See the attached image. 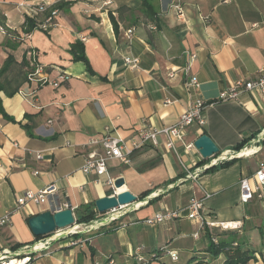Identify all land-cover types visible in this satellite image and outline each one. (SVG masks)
<instances>
[{
	"label": "crops",
	"instance_id": "1",
	"mask_svg": "<svg viewBox=\"0 0 264 264\" xmlns=\"http://www.w3.org/2000/svg\"><path fill=\"white\" fill-rule=\"evenodd\" d=\"M21 1L0 0L11 32H23ZM46 1L57 7V0ZM57 8L55 25L46 30L40 24L26 41L0 30V70L14 60L0 75V216L14 209L25 191L56 186L45 203L29 202L13 214L0 230V251L9 250L17 260L30 257L25 264H138V256L148 264H189L192 258V264H224V255L208 250L211 232L187 218V206L196 197L204 199L208 219L241 221L240 230H210L220 240L238 242L234 252L252 256L245 264H264V189L262 198L243 203L239 184L264 161V95L218 100L237 79L257 78L264 65V0H65ZM76 43L83 44L88 64L74 59ZM29 46L38 52L42 74L58 80L57 86L26 80ZM191 53L199 88H188L180 71ZM126 56L139 58V66L129 67ZM172 70L178 71L175 77L169 76ZM197 97L209 102L206 122L184 127L172 148L161 133L156 142L137 148L130 163L110 160L101 176L82 170L96 148L89 144L92 137L112 133L128 145L141 143V130L174 125ZM167 98L174 101L166 104ZM204 133L220 147L209 158L191 145ZM244 139L249 140L235 149ZM246 150L250 153L241 154ZM228 151L232 157L226 161L232 162L211 169L223 163L211 165L212 159ZM109 177H124V188L138 196L123 208L129 211L118 218L119 228L88 241L80 235L74 245L71 238L56 241L38 253L26 248L37 242L28 225L31 216L64 204L76 214L79 207L119 192ZM165 209L181 211V217L145 222ZM18 244L24 246L13 250ZM163 246L176 251L178 259L166 251L152 259Z\"/></svg>",
	"mask_w": 264,
	"mask_h": 264
},
{
	"label": "built area",
	"instance_id": "2",
	"mask_svg": "<svg viewBox=\"0 0 264 264\" xmlns=\"http://www.w3.org/2000/svg\"><path fill=\"white\" fill-rule=\"evenodd\" d=\"M56 2H59L57 0ZM50 2L46 0H24L19 2L18 8L21 10L22 14L26 16H35L42 12L49 10V15L46 17L45 21L41 23V27L50 29V27L55 25V17L59 13V8L51 6ZM178 11V16L180 18L183 17L184 12L183 8L180 4L175 5ZM0 30L6 34L10 35L14 40L26 41L31 37V32H11L7 23H0ZM133 28L128 29V37L131 36ZM85 39V38H84ZM27 59L29 62L28 67H30L33 71H31L28 75V81H37L39 85L44 84H53L57 86L59 84L58 80H51L44 72V66L38 60V52L33 47H28L27 49ZM196 55L191 53L189 55L188 62L180 68V71L185 76V85L188 88H199L201 82L198 77L192 72V61L195 59ZM125 63L131 68H137L139 66V58L126 56L124 58ZM177 70H172L169 72L170 77H175ZM65 74L60 75V79H64ZM257 92L260 95H264V65L259 69V75L255 79H245L240 78L234 81L231 85L223 89L219 94V101H230L235 100L239 101L240 97L244 93ZM174 100L167 98L165 99L166 104L172 103ZM209 102L203 99L202 97L195 98L187 108V110L180 116V119L177 123L171 126H165L161 129L155 130H141L142 142L138 143L133 141L131 145H128L126 141L120 137L119 135H114L112 133L105 134L103 136H94L89 140V144L96 146V148L92 149L88 152L85 163L82 167V170L85 173L95 172L98 175H104L108 171V162L110 160L118 159L123 163H130L131 156L134 151L142 146L145 141L152 140L153 142L157 141L158 135L161 133L166 134L169 137V141L167 145L172 148L175 144V140L181 137V132L184 127L192 124L198 123L200 125H204L206 120L204 117V110L208 106ZM1 129V126H0ZM191 145L194 146L192 143ZM228 151L226 154L222 153L218 155L216 158L212 159L211 165L218 164L219 162H224L229 160L232 156ZM38 158L42 157L41 153L37 154ZM37 173V172H35ZM194 175V174H190ZM251 178L254 181V184L251 182ZM251 178L248 176H244L240 179V201L243 203L249 202L253 200L255 197L262 198L263 197V189H264V161L260 162L257 169L251 175ZM116 178L109 177L108 182L111 184H115ZM56 191L55 184H49L44 188L38 191H25L17 198V205L14 209L6 211L3 215L0 216V230L3 226L10 224L12 222L13 214L19 209L23 208L29 202H34L38 204L45 203L48 199V195L52 194ZM211 194H207L205 198L210 197ZM125 206H119L118 208L112 209L105 213L103 218H98L90 223H78L77 221L62 229L56 230L51 236L46 238H42L37 242L33 243L32 246L27 245L26 248H30L31 251L40 252L44 249H48L53 242L61 241L66 238H71L76 234L87 233L93 229H97L102 225L109 224L113 220L120 218L123 214L127 213L129 210H124ZM69 205L64 204L61 205L60 208H68ZM187 218L190 220L198 221L200 223V230L206 231V228H220L222 230H234L240 229L243 226L241 221H217L208 219L205 216V205L204 199L192 198L187 206ZM181 217V211L178 210H170L165 209L158 211L151 217L145 219V222L150 225H156L159 223H163L167 220H171L174 218ZM100 220V221H98ZM195 237L199 236V230L193 234ZM213 241L217 240V237H212ZM78 239L71 240V244H76ZM40 243L41 246L37 247V244ZM169 255L173 260L178 259V253L173 250H167ZM9 250L0 251V264H13L12 262L17 260V257H12L9 254ZM30 257L22 256L19 257V260H22L21 264L27 263ZM138 261L143 262L144 257L138 256Z\"/></svg>",
	"mask_w": 264,
	"mask_h": 264
},
{
	"label": "trees",
	"instance_id": "3",
	"mask_svg": "<svg viewBox=\"0 0 264 264\" xmlns=\"http://www.w3.org/2000/svg\"><path fill=\"white\" fill-rule=\"evenodd\" d=\"M63 3H65V0H59V2L57 3V7H62ZM49 10L42 12L38 15L35 16H26L25 17V22H24V28L23 31L25 32H31L32 30H34L35 28H38L39 25L46 19V17L49 15ZM4 15L3 13L0 12V23L1 24H5L4 23ZM43 18V19H42ZM10 36V35H8ZM11 37V36H10ZM12 38V37H11ZM72 52H73V56L75 60H83L88 64V59L85 56L84 53V46L81 43H76L75 45L72 46ZM14 62L13 58L8 59V61H6L4 67L0 70V75L3 74L4 72H6L7 70H9L11 64ZM29 62L28 60H26L25 64H24V68H25V78L26 80H28V75L31 71H33L30 67H28ZM1 89H4V85H0ZM17 91H12L9 94L12 95ZM249 139H244L243 141H241L240 143L235 145V149L240 150L245 143L248 141ZM232 162V160L230 161H225L223 163H220L216 166H213L211 169L214 168H218L221 166H227ZM149 194V192H145L143 193L140 198H144L145 196H147ZM76 218H77V222L78 223H90L98 218H100L103 214L99 213L95 207L94 203H90V204H86L83 205L81 207H79L76 210ZM118 219L113 220L112 222H110L109 224H105L100 226L97 229H93L87 233H83V234H76L73 237H71V240H76L78 239V237L80 235L83 236V240H90L93 236L96 235H100L106 232H110L113 230H116L117 228H119V224L117 222ZM241 229V228H240ZM240 229H234V230H223V231H236V230H240ZM209 228H206L207 232H211L209 234V238H210V242H209V246H208V250L215 255L216 257H218L220 254L224 255V264H245L247 263L250 258L252 256L248 255L247 252L245 253H240L238 251L234 252V248L239 246V243L234 241H225V240H220L219 239V235L212 232L211 230L209 231ZM47 235V236H51ZM85 235V236H84ZM47 236H36V240H40L44 237ZM215 236L217 237L216 241H213L212 237ZM74 237H77L74 239ZM24 244H18L16 247L12 248L13 250H17L21 247H23ZM168 249L166 248V246L160 247V249L158 250V252H156L153 256L152 259H157L160 258L162 255L163 251H167ZM169 254V253H168ZM215 257V258H216ZM201 260H198V262H205L208 261L209 259L206 258H200ZM195 259H190L189 264H192L194 262ZM149 262L144 258V261H138V264H148Z\"/></svg>",
	"mask_w": 264,
	"mask_h": 264
},
{
	"label": "water",
	"instance_id": "4",
	"mask_svg": "<svg viewBox=\"0 0 264 264\" xmlns=\"http://www.w3.org/2000/svg\"><path fill=\"white\" fill-rule=\"evenodd\" d=\"M204 158H209L220 152V147L206 133L201 134L194 142ZM114 186L121 189L114 195L104 196L95 200V207L99 213H106L119 206L133 204L138 201V196L124 188L125 178L118 177ZM77 221L71 207L61 209L51 206L49 210L33 215L28 219V225L35 236H47L56 230L66 228Z\"/></svg>",
	"mask_w": 264,
	"mask_h": 264
},
{
	"label": "bare ground",
	"instance_id": "5",
	"mask_svg": "<svg viewBox=\"0 0 264 264\" xmlns=\"http://www.w3.org/2000/svg\"><path fill=\"white\" fill-rule=\"evenodd\" d=\"M246 153H250V150H246L245 152H243V153H241V154H246ZM119 191L121 190V189H118ZM41 246V244L40 243H38L37 244V247H40ZM13 264H21L22 263V260L20 261V260H15V261H13L12 262Z\"/></svg>",
	"mask_w": 264,
	"mask_h": 264
},
{
	"label": "rangeland",
	"instance_id": "6",
	"mask_svg": "<svg viewBox=\"0 0 264 264\" xmlns=\"http://www.w3.org/2000/svg\"><path fill=\"white\" fill-rule=\"evenodd\" d=\"M101 214H103L100 218H103L104 216H105V213H101ZM98 221H100V220H98ZM48 237V236H47Z\"/></svg>",
	"mask_w": 264,
	"mask_h": 264
}]
</instances>
